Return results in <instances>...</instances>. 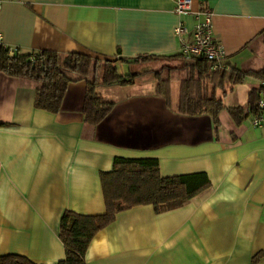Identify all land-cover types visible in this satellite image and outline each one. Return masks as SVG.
I'll return each instance as SVG.
<instances>
[{"label":"crops","instance_id":"1","mask_svg":"<svg viewBox=\"0 0 264 264\" xmlns=\"http://www.w3.org/2000/svg\"><path fill=\"white\" fill-rule=\"evenodd\" d=\"M192 1L194 11L213 14L225 71H248L215 90L224 107L218 124L178 111L190 77L184 67L195 60L181 56L174 29L182 22L190 32L194 19L177 15L173 0H0L1 41L13 50L175 64L158 75L170 80L168 101L154 74L98 87L113 108L96 126L84 121L85 81L71 83L51 113L35 107L34 85L0 72V255L64 260L63 213L103 215L101 174L115 158L155 159L161 177L205 174L209 188L174 210L118 213L91 241L86 264H252L256 255L264 264V129L250 124L251 95L263 79L255 72L264 68V0Z\"/></svg>","mask_w":264,"mask_h":264},{"label":"trees","instance_id":"2","mask_svg":"<svg viewBox=\"0 0 264 264\" xmlns=\"http://www.w3.org/2000/svg\"><path fill=\"white\" fill-rule=\"evenodd\" d=\"M264 42V32L261 34ZM12 51V53H11ZM178 57V56H175ZM157 60L155 57H138L133 60H101L81 53H56L50 51L21 52L0 45V72L11 78L24 80L35 87V107L51 113L61 110L67 87L85 81L87 90L83 105L85 123L96 126L113 108L96 93L100 86H127L141 74L121 72L122 65L140 61ZM190 77L181 83L178 111L185 116L209 115L218 124V115L224 109L215 98V90L225 82L237 84L248 71L231 69L211 71V64L204 58L186 64ZM264 79V68L255 72ZM156 74L157 93L168 101L169 79ZM211 91H208V88ZM251 113L255 112L257 95H251ZM240 110H231L235 117ZM250 113V114H251ZM247 116V115H246ZM246 116L242 118L245 120ZM238 122V121H237ZM241 122V121H239ZM105 213L83 216L65 211L60 220L59 239L64 246L65 259L56 264H86L85 254L93 238L114 222L118 213L135 207L151 205L156 212L170 211L184 206L210 186L205 174L161 177L155 159L115 158L111 172L101 174ZM256 255L252 264H256ZM0 264H35L19 255H0Z\"/></svg>","mask_w":264,"mask_h":264},{"label":"built area","instance_id":"3","mask_svg":"<svg viewBox=\"0 0 264 264\" xmlns=\"http://www.w3.org/2000/svg\"><path fill=\"white\" fill-rule=\"evenodd\" d=\"M174 12L181 15H192L194 25L189 32L182 22L175 27L174 33L179 38L180 54L187 60L206 59L211 64V71L226 69V52L223 46L216 42L213 33V14L206 7L193 10L192 0H173ZM190 36V40L184 35ZM0 45H3L0 37ZM12 53V51H11ZM250 124L257 129H264V79L258 86L255 112L250 115Z\"/></svg>","mask_w":264,"mask_h":264},{"label":"rangeland","instance_id":"4","mask_svg":"<svg viewBox=\"0 0 264 264\" xmlns=\"http://www.w3.org/2000/svg\"><path fill=\"white\" fill-rule=\"evenodd\" d=\"M178 64H181V62H178ZM175 64L174 62H169V61H161L160 59L157 60H148V61H140L139 63H134L130 67L131 72H137L140 73V76L147 75V74H161L167 70L166 68H171ZM127 67L124 68V72L127 71L125 70ZM122 68H120V71L122 72Z\"/></svg>","mask_w":264,"mask_h":264}]
</instances>
